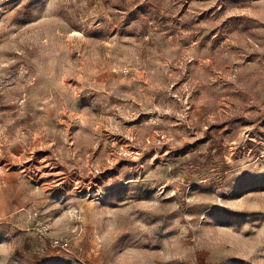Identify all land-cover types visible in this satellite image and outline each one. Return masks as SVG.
<instances>
[{"label": "rangeland", "instance_id": "1", "mask_svg": "<svg viewBox=\"0 0 264 264\" xmlns=\"http://www.w3.org/2000/svg\"><path fill=\"white\" fill-rule=\"evenodd\" d=\"M0 264H264V0H0Z\"/></svg>", "mask_w": 264, "mask_h": 264}]
</instances>
